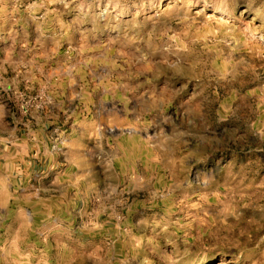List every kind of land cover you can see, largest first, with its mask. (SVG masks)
<instances>
[{
    "label": "clouds",
    "instance_id": "obj_1",
    "mask_svg": "<svg viewBox=\"0 0 264 264\" xmlns=\"http://www.w3.org/2000/svg\"><path fill=\"white\" fill-rule=\"evenodd\" d=\"M261 227L264 0H0V264H264Z\"/></svg>",
    "mask_w": 264,
    "mask_h": 264
},
{
    "label": "rangeland",
    "instance_id": "obj_2",
    "mask_svg": "<svg viewBox=\"0 0 264 264\" xmlns=\"http://www.w3.org/2000/svg\"><path fill=\"white\" fill-rule=\"evenodd\" d=\"M251 231H252L253 237L255 238L257 235L256 229L253 227L251 229ZM223 234L224 233H222V235ZM259 234H264V227L260 228ZM192 243L194 246V254L192 257L189 258L187 264H219L220 259L231 258L233 252L235 251L234 249L225 247L223 245H219L215 248H212V245L208 242V234L207 233L204 236V245H203L206 249H209L208 255L206 258L202 255L196 254L200 245L196 244L195 241H192Z\"/></svg>",
    "mask_w": 264,
    "mask_h": 264
}]
</instances>
